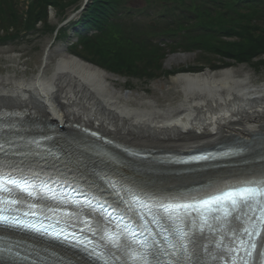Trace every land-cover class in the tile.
I'll list each match as a JSON object with an SVG mask.
<instances>
[{"label": "bare ground", "instance_id": "obj_1", "mask_svg": "<svg viewBox=\"0 0 264 264\" xmlns=\"http://www.w3.org/2000/svg\"><path fill=\"white\" fill-rule=\"evenodd\" d=\"M186 57V56H185ZM54 73L18 79L0 76V113L13 112L26 132L30 123L52 126L68 139L57 141L63 158H44L31 147L19 156L0 154V170L61 176L90 189L89 183L107 189L103 195L116 199L107 180H120L119 195L144 189L157 198H191L237 185L264 169V83L257 85L248 73L238 77L234 69L176 75L185 98L172 107L120 94L111 75L81 59L64 55ZM90 133H96L97 138ZM101 138L111 142L103 143ZM232 145L244 151L223 167L205 164L181 168L130 157L125 149L156 153L188 154L214 146ZM98 167L96 175L86 167ZM116 175H113V174ZM199 243L213 254L222 251L221 233L207 232ZM227 243V241H224ZM260 244L264 245V237ZM264 248V246H262ZM79 264H93L81 255L62 252ZM207 264H217L207 253Z\"/></svg>", "mask_w": 264, "mask_h": 264}, {"label": "snow or ice", "instance_id": "obj_2", "mask_svg": "<svg viewBox=\"0 0 264 264\" xmlns=\"http://www.w3.org/2000/svg\"><path fill=\"white\" fill-rule=\"evenodd\" d=\"M8 130L7 126L0 125V132ZM4 150V143H0V152ZM235 151L243 152L244 149ZM212 158L210 153L190 159L203 161ZM86 183L90 187L88 192L72 186L57 191L53 188L57 184L54 180L49 183L25 176L0 174V193L7 194L0 196V205H3L0 207V226L75 244L101 264H207L203 253L217 264H256L257 260L264 264V251H259L264 245L251 239L254 236L260 238L264 233V169L227 190L181 200L160 199L144 189L134 191L123 185L131 196V200H125L117 187L121 181L111 178L107 184L116 191L117 198L109 200L103 195L107 189ZM41 196L57 205L76 206V211L65 215L81 221L93 235L101 233L100 239L105 242L103 247L106 251L97 252L99 245L93 239L69 232L66 227H58L59 222L45 224L42 220L32 219L40 215L41 205L28 201L26 197ZM133 204L138 205L140 211H136ZM22 205L27 206L23 219L13 214L19 212ZM44 207L49 212L58 210V207L46 204ZM85 214L92 217L93 223L82 219ZM153 224L158 231L150 226ZM109 225L114 231L108 230ZM206 229L207 232L221 233V240L217 243L218 248L222 247L221 252H208L207 246L199 243L202 238L207 239ZM245 236L249 239L246 240ZM164 257L172 259L166 261Z\"/></svg>", "mask_w": 264, "mask_h": 264}, {"label": "trees", "instance_id": "obj_3", "mask_svg": "<svg viewBox=\"0 0 264 264\" xmlns=\"http://www.w3.org/2000/svg\"><path fill=\"white\" fill-rule=\"evenodd\" d=\"M129 0H93L87 11L81 16L80 30L75 31L79 38L77 44L70 48L72 54L100 66L107 72L116 75L129 76L138 79H157L167 74L163 64L167 55L160 45L151 42L148 37L136 35L133 29L124 27L130 24L123 23L125 6ZM157 5L158 0H148ZM180 0V4L182 5ZM246 2H264V0H240ZM248 1V2H247ZM83 0H36L29 10V19L23 20L19 12V2L15 0H0V30L5 36L2 43L14 41L21 37V33L30 31H47L53 34L56 26L49 22V8L57 12L59 18H64L69 9H78ZM252 12H243L242 21H227L219 17L209 26L213 34L202 35L200 39L191 40L193 46L186 47V51H201L207 57L208 67L213 71L220 68L214 64L220 62L223 67H229V62L236 65H253L254 68L264 69V14L252 6ZM88 30H97L95 37L84 34ZM67 29L60 31L65 34ZM223 37H237L238 41L226 42ZM178 50L173 47L172 51ZM205 57V56H204ZM258 63H254V61ZM199 68L189 71L197 72ZM171 75L168 73L167 77Z\"/></svg>", "mask_w": 264, "mask_h": 264}, {"label": "rangeland", "instance_id": "obj_4", "mask_svg": "<svg viewBox=\"0 0 264 264\" xmlns=\"http://www.w3.org/2000/svg\"><path fill=\"white\" fill-rule=\"evenodd\" d=\"M194 4L192 0H187V5ZM73 9H69L66 17L70 13H73ZM165 20L157 23V27L162 33L169 25L166 14H164ZM147 24L153 21L152 18L145 20ZM49 22L52 25H57L61 22V18L56 15H51ZM147 24L137 25L139 32H146ZM42 26H38V30L30 31L29 34H24L19 38H15L14 41H6L0 44V76L15 75L18 79L29 78L43 74L46 77L51 76L55 69L58 59L64 55L69 54V47L71 39H66L65 34L56 37L51 35L47 31H41ZM67 33V31H66ZM166 41L173 42V39L163 37ZM160 40V39H159ZM49 49V56L46 59V51ZM164 61V76L157 79H138L129 76L116 75L108 72L111 75L110 82L116 87L120 94L133 98L132 104L136 105L139 100L145 99L147 101L156 102L161 107L176 106L183 101L185 94L182 92L181 87L172 82L174 76L167 77L169 71L185 67V65L200 67L197 73L210 70L207 63V56L200 54V52L188 53L183 50H176L174 53H170ZM186 56V57H185ZM205 56V57H204ZM264 59V57L262 58ZM258 59L254 63L262 60ZM215 63V62H214ZM219 66V67H218ZM215 67L221 68L218 65ZM234 69L238 77H241L245 73L251 76L253 82L257 85L264 83V69L254 68L253 65H235L230 62L229 67L223 69ZM212 71V70H211ZM196 73V74H197ZM72 259V258H71Z\"/></svg>", "mask_w": 264, "mask_h": 264}]
</instances>
